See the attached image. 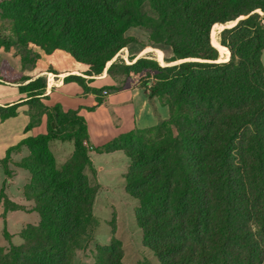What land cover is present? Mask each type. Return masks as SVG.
<instances>
[{"label":"trees","instance_id":"obj_1","mask_svg":"<svg viewBox=\"0 0 264 264\" xmlns=\"http://www.w3.org/2000/svg\"><path fill=\"white\" fill-rule=\"evenodd\" d=\"M260 11L264 0H0V17L12 22L16 46L35 53L29 70L25 64L20 72L3 64L0 83L28 82L19 87L28 96L24 103L42 106L49 117L46 135L23 139L1 161L5 175L12 177V154L29 150L17 167L31 175L24 196L34 203L40 222L21 231L20 245L5 229L9 249L0 248V264H74L82 240H94L101 185L85 145L87 124L77 110L40 103L47 88L40 75L79 72L65 82L91 90L96 96L92 107H97L105 96L89 83L107 66L111 76L119 66L112 60L139 42L126 37L131 28L149 33V44L142 46L160 49L166 65L133 56L132 64L123 66L127 82L111 92L138 86L150 101L157 98L169 107L170 118L121 135L102 151L120 150L130 160L125 189L139 202L135 218L144 247L160 264H264ZM238 20L220 32L219 47L214 33ZM220 51L228 55L225 62ZM16 116L17 106L0 107L2 120ZM52 141L74 144L61 171ZM1 202L4 219L9 211L24 210L9 201L5 187ZM97 248L95 264H125L116 237Z\"/></svg>","mask_w":264,"mask_h":264},{"label":"rangeland","instance_id":"obj_2","mask_svg":"<svg viewBox=\"0 0 264 264\" xmlns=\"http://www.w3.org/2000/svg\"><path fill=\"white\" fill-rule=\"evenodd\" d=\"M260 14L264 18V13L260 11ZM223 30L222 27V29L220 28L214 33L216 34L218 41L220 32ZM126 37L135 38L139 42L132 43L129 47L122 49L112 60V64L117 63L119 66L116 67L111 76L107 73L109 68L107 66L103 74L94 77L95 80L105 75L104 79L110 82L109 86L100 89L102 96H106L108 93L105 92H111L113 88H121L127 82L126 79L128 76L124 74L123 66L125 64L131 65V57L133 56L137 59L149 57L157 60L163 66L166 65L164 61L166 56L160 49L156 47L142 46V44H149L150 35L147 31L139 28H131L127 31ZM15 43H17V37L13 32L12 22L0 17V67L3 64H8L11 69L20 72L24 71L23 66L25 64L29 67L25 70H29L30 67L33 66L35 53L21 49L17 47ZM6 48H9L10 50L7 51ZM220 53V62H224L228 59L226 53H222L221 51ZM169 56H171V54H169ZM262 62L264 64V52ZM46 77L50 80V83H54V77L49 75ZM8 92V88L0 86V98H2V96H9L10 93ZM35 110L36 112L46 111L42 106ZM2 123L0 122V133L6 130V135L4 137H1L2 135H0V145L9 147L17 144L23 136L22 128L27 124V119H15L6 123L2 121ZM50 148L56 157L57 169L61 171L67 160L74 153V144L72 142L52 141L50 142ZM28 154L29 150L24 147L22 153L19 155L15 154L13 157L15 161H20ZM0 158L2 159L3 157ZM92 158L98 167V183L101 185L94 206V215L98 222V226L96 228L94 240L89 244H87L85 239L82 240L84 244L82 245V249L77 250L74 264H95L98 255L97 246L109 245L113 237H116V241H119L122 244L125 254V264H160L158 258L144 247L143 233L141 232L135 218V212L139 207V202L126 194L124 174L129 169L130 160L120 151L113 154L94 152ZM20 172L21 174L15 180L16 186H24L25 182H28L30 179V173L28 171L20 170ZM5 180H7V178L4 174L2 162H0V195L1 187ZM35 219H38L36 214L34 217L24 215L23 221L33 223ZM3 228V222L0 220V234L3 231ZM11 228L13 229L14 227L12 226ZM113 229L115 230V234L113 233ZM0 240L5 241L6 243L3 236L0 237ZM14 242L15 244H20L22 239L16 237ZM0 248L5 250V252L9 249V247L5 248L1 246Z\"/></svg>","mask_w":264,"mask_h":264},{"label":"crops","instance_id":"obj_3","mask_svg":"<svg viewBox=\"0 0 264 264\" xmlns=\"http://www.w3.org/2000/svg\"><path fill=\"white\" fill-rule=\"evenodd\" d=\"M49 74L53 75L54 83H50V80L47 79L46 76ZM69 75L81 74L75 71L65 72L58 75L53 73H42L40 76L45 77L47 82H49L47 83V88L44 91V95L40 96L39 101L48 109L55 106H60L64 109L77 110L78 115L85 119L88 128V141L85 143L89 150L90 158L97 171V179L99 172L98 167L92 158V154L94 152L101 154H113L115 152H119L120 150L107 153L102 150L121 135L130 133L136 129L146 130L153 128L170 118L169 107L162 104L157 98H155L153 101H150L146 92L138 86H127L113 92H107L108 94L104 97L103 102L97 107H92L96 100L95 94L91 90L86 92L84 88L77 82H65V78ZM104 78L105 75L89 83L90 89L100 90L105 86H109L110 82ZM27 83H0V86L8 88V93H10L9 96H2V98H0V107H11L13 105L17 106L16 117L6 120H2L0 118V120L6 123L15 119H27V124L22 128L23 136L17 144L28 137L46 135L49 132L48 110L37 117V114L34 111V104L24 103L28 100V96L22 94L19 91V87L25 86ZM33 119H37V121L34 122ZM2 121L0 122L2 123ZM32 121L35 124L30 126ZM0 135H2L1 137H4L6 135V130L1 132ZM17 144L9 147L0 145V157H3L2 159L0 158V162L6 157L7 151ZM23 150L24 147L21 151L12 154V162L10 163L9 168L13 172V175L12 177H7L5 175L7 180L4 181L1 187V189L5 187V195L11 203L24 207V210L9 211L6 215V218L4 219V207L3 202H1L0 220H2L4 228L0 234V237L3 236L5 238L4 231L6 229L11 237V241L14 244L16 237L21 238L20 233L24 228H26L28 225H37L40 222L38 213L33 211L34 203L26 200L24 196V189L29 183L30 179L28 182H25L24 186L15 185V180L21 174L20 170L23 169L17 167V163H19L21 160L15 161L13 155H19L23 152ZM27 156H29V154ZM35 214L38 216V219H35L33 223H27L23 221L24 215L34 217ZM12 226L14 227L13 229L11 228ZM5 240L6 243L5 241L0 240V246L7 248L9 247V241L6 238ZM22 243L23 240L20 244Z\"/></svg>","mask_w":264,"mask_h":264},{"label":"bare ground","instance_id":"obj_4","mask_svg":"<svg viewBox=\"0 0 264 264\" xmlns=\"http://www.w3.org/2000/svg\"><path fill=\"white\" fill-rule=\"evenodd\" d=\"M236 24V22L235 23H232L231 25H229V26H227V27H232V26H234ZM226 27H223V29H225ZM222 29V28H221ZM217 43H218V46L220 47L221 46V44L219 43V41H218V39H217ZM222 47V46H221ZM223 49V48H222ZM222 53H223V51H221ZM225 62V61H224Z\"/></svg>","mask_w":264,"mask_h":264},{"label":"water","instance_id":"obj_5","mask_svg":"<svg viewBox=\"0 0 264 264\" xmlns=\"http://www.w3.org/2000/svg\"><path fill=\"white\" fill-rule=\"evenodd\" d=\"M241 19H243V18H241ZM241 19H240V20H241ZM238 22H239V21H236V24H235L234 26H236ZM234 26H233V27H234ZM233 27H230V28H233ZM226 28H229V27H226ZM52 126L55 127V124L52 123Z\"/></svg>","mask_w":264,"mask_h":264},{"label":"built area","instance_id":"obj_6","mask_svg":"<svg viewBox=\"0 0 264 264\" xmlns=\"http://www.w3.org/2000/svg\"><path fill=\"white\" fill-rule=\"evenodd\" d=\"M105 93H107V92H105ZM86 144V143H85Z\"/></svg>","mask_w":264,"mask_h":264}]
</instances>
